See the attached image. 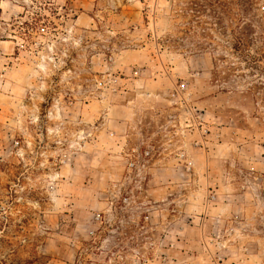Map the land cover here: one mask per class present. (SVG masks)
Instances as JSON below:
<instances>
[{"label":"rangeland","instance_id":"374dc122","mask_svg":"<svg viewBox=\"0 0 264 264\" xmlns=\"http://www.w3.org/2000/svg\"><path fill=\"white\" fill-rule=\"evenodd\" d=\"M51 1L0 2V264H264V0Z\"/></svg>","mask_w":264,"mask_h":264},{"label":"trees","instance_id":"16d2710c","mask_svg":"<svg viewBox=\"0 0 264 264\" xmlns=\"http://www.w3.org/2000/svg\"><path fill=\"white\" fill-rule=\"evenodd\" d=\"M1 2V0H0ZM45 3L47 2H52L51 0H44ZM33 14L31 16L30 20H25L22 22V24L19 23L18 27L24 28L25 32H23L24 34H26L28 37L31 38V30L30 29H35L39 26L46 23H41L40 21L43 20L41 18V15L39 14V12H36L35 10L31 11ZM1 13H2V8H1V4H0V17H1ZM246 30L247 31H242L241 35L237 36L236 39V43L233 44V48L239 53V56L241 58H243V60H245L247 63H249V65H251L253 68H255L256 70H259L260 72H264V52H258L256 55H251L248 52V44L247 42L252 41L253 38L249 37V34H247L249 32V25L246 26Z\"/></svg>","mask_w":264,"mask_h":264},{"label":"built area","instance_id":"2783aa9c","mask_svg":"<svg viewBox=\"0 0 264 264\" xmlns=\"http://www.w3.org/2000/svg\"><path fill=\"white\" fill-rule=\"evenodd\" d=\"M183 85H184V84H183ZM146 153H149V152L147 151ZM130 165H131V167H133V166L135 165V162H134V161H131V162H130Z\"/></svg>","mask_w":264,"mask_h":264}]
</instances>
